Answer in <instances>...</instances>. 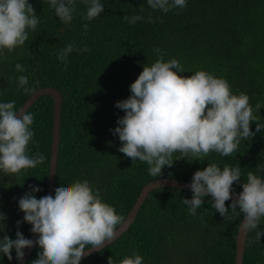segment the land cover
Wrapping results in <instances>:
<instances>
[{
    "label": "trees",
    "instance_id": "obj_1",
    "mask_svg": "<svg viewBox=\"0 0 264 264\" xmlns=\"http://www.w3.org/2000/svg\"><path fill=\"white\" fill-rule=\"evenodd\" d=\"M100 2L104 11L87 21L81 15L86 14L87 6L83 0H76L77 13L65 25L49 0H29L40 23L29 32L24 46L0 55V102L15 100L19 109L43 87H52L61 95L52 196L63 184L87 179L125 220L143 186L160 177L191 182L193 174L208 163L221 168L240 166L241 182L233 185V190L240 192L247 172L264 176V171H257L264 169V129L255 132V121L250 125L255 135L241 140L236 154L223 157L212 152L203 161L174 160L171 167L162 169L160 177L149 175L147 164L121 153L122 142L110 131L125 114L115 107L116 102L131 95L130 84L144 65L159 58L155 48L163 51L165 61L179 60L185 69L181 76L204 70L226 79L234 94L244 92L250 97L254 110L257 103L261 105L254 114L264 123V0H186L185 8L166 14L153 11L146 0ZM125 15H142L145 19L133 25L123 19ZM149 15L155 23L147 22ZM84 24H88L86 34ZM72 42L77 47L86 45L89 51H73L65 67L57 59V52ZM16 63L22 64L25 72H17ZM20 75L28 77L27 86L35 89L32 94L20 87ZM53 102L49 94H43L27 110L34 114L31 128L35 133L28 145L29 154L43 153L47 159L12 177L0 173V212L6 216L0 238L7 234L16 239L17 230L29 239L33 234L32 226L23 221L18 199L30 191V185L42 189L33 193L37 199L47 193ZM191 197V190L179 187L151 189L128 228L111 244L86 255L80 264H108L109 257L119 264L133 252L144 258V264H234L242 215L226 220L212 208L210 196L204 198L197 214L191 215L182 203L183 198ZM225 203L230 207L231 200ZM258 230H264V219ZM255 231L246 234L242 264H264V236L260 242L249 244L255 240ZM40 251L39 245H34L24 264H31ZM15 255L13 249L9 261L0 253V264H17Z\"/></svg>",
    "mask_w": 264,
    "mask_h": 264
},
{
    "label": "clouds",
    "instance_id": "obj_2",
    "mask_svg": "<svg viewBox=\"0 0 264 264\" xmlns=\"http://www.w3.org/2000/svg\"><path fill=\"white\" fill-rule=\"evenodd\" d=\"M153 11L168 13L183 9L186 0H146ZM86 14L83 18L91 21L100 16L104 5L100 0H83ZM55 15L69 25L77 13L76 0H49ZM143 8L140 9L143 12ZM135 25L145 18L142 15L123 16ZM156 19H161L157 17ZM147 22L155 23L151 15ZM162 22V19H161ZM40 20L29 0H0V55L22 47L29 41V32L35 31ZM85 34L88 24H84ZM88 52L85 45L77 47L75 42L67 44L57 52V59L67 67L69 55L73 52ZM154 52L158 59L151 65L145 64L137 79L130 84L131 95L117 101L115 107L124 111L118 117L117 126L110 129L122 142L119 151L133 161L148 165L149 175L160 177L165 166L171 167L174 160L203 161L215 152L230 157L238 152L241 140H250L255 132L264 129V123L250 104V97L244 92L234 94L229 82L214 74L199 70L191 76H181L185 71L179 60H164L160 48ZM17 72L25 67L15 64ZM18 83L23 91L32 94L35 89L28 87V77L20 75ZM256 122L255 132L250 125ZM34 114L16 108V101L0 102V173L7 176L20 174L22 170L35 168L47 159L43 153L29 154L28 145L35 135L31 126ZM179 153V155H176ZM192 159L189 160L188 157ZM258 172L264 171L262 168ZM241 167L208 163L198 169L192 177L189 189L191 199L183 198L191 215L211 197V206L226 220L241 216L242 228L255 231V240L260 242L264 230H258L264 219V176L247 172L242 191L233 190L234 183L241 182ZM30 191L18 199L19 210L24 213L23 221L38 234L37 240L26 238L17 230L16 239L5 234L0 238V253L9 261L15 258L22 262L24 249L39 245L41 251L31 264H80L91 251L102 249L117 237L118 226L124 216L114 206L104 202L100 190L87 179L63 184L55 189V195L39 199L33 193L42 191L38 186H29ZM231 200L230 207L226 201ZM231 210V213H230ZM6 216L0 212V231L6 225ZM17 226L21 221H17ZM108 264H116L112 257ZM119 264H144V258L133 252L119 261Z\"/></svg>",
    "mask_w": 264,
    "mask_h": 264
},
{
    "label": "water",
    "instance_id": "obj_3",
    "mask_svg": "<svg viewBox=\"0 0 264 264\" xmlns=\"http://www.w3.org/2000/svg\"><path fill=\"white\" fill-rule=\"evenodd\" d=\"M43 94H49L54 102H53V130H52V145H51V158H50V168H49V179H48V189L46 195H52L54 190V179H55V160L57 155V146H58V139H59V117H60V105H61V95L58 90L52 88V87H43L39 88L37 91H35L23 104L21 108H24V110H28V108L31 106V104L34 102V100ZM190 182L184 181V180H178L175 178H164L160 177L155 180L150 181L147 183L143 188L141 189L134 206L129 211L127 217L125 218L122 226H118L119 229L117 231V237L122 234L124 230L128 228L132 220L134 219V216L136 215L141 203L143 202L145 196L148 194V192L156 187L160 186H174L183 188L186 190H190L188 185ZM239 193V192H236ZM246 230L242 228V220L239 224L237 235H236V251H235V263L234 264H242L243 260V252H244V246L246 241ZM116 237V238H117ZM38 234H32L31 238L32 240H37ZM107 244V243H106ZM105 244V245H106ZM34 247V246H33ZM32 247V248H33ZM104 247V246H103ZM25 249V256L23 258L22 262H18L17 264H24L29 256V251L32 249ZM94 251V250H93ZM91 251V252H93Z\"/></svg>",
    "mask_w": 264,
    "mask_h": 264
}]
</instances>
